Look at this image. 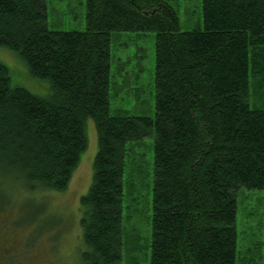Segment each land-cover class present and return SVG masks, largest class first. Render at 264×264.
I'll return each mask as SVG.
<instances>
[{
    "label": "trees",
    "instance_id": "trees-1",
    "mask_svg": "<svg viewBox=\"0 0 264 264\" xmlns=\"http://www.w3.org/2000/svg\"><path fill=\"white\" fill-rule=\"evenodd\" d=\"M86 10L85 31H57L47 0H0V48L50 84L45 96L15 86L0 62L1 182L67 190L93 119L81 259L122 264L127 144L154 137L150 264H237L238 192L264 190V0H202V28L186 31L167 0ZM117 32L156 34L154 117L111 114Z\"/></svg>",
    "mask_w": 264,
    "mask_h": 264
},
{
    "label": "rangeland",
    "instance_id": "rangeland-1",
    "mask_svg": "<svg viewBox=\"0 0 264 264\" xmlns=\"http://www.w3.org/2000/svg\"><path fill=\"white\" fill-rule=\"evenodd\" d=\"M167 1L177 12L182 31L202 28V0ZM47 7L52 30H86V0H47ZM155 40L153 32L113 33L112 115L155 116ZM0 62L9 67L13 85L41 96L50 93V84L33 78L14 51L0 48ZM86 127L88 148L67 190L28 193L21 185L8 180L3 184L0 179V264H83L80 201L92 184L98 151L94 120L88 119ZM153 181L154 137L129 142L122 264H150ZM7 194L11 202L1 210ZM237 231V264H264V190H239Z\"/></svg>",
    "mask_w": 264,
    "mask_h": 264
}]
</instances>
